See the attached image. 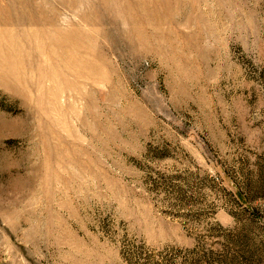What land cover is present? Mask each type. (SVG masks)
I'll return each mask as SVG.
<instances>
[{"label":"rangeland","instance_id":"374dc122","mask_svg":"<svg viewBox=\"0 0 264 264\" xmlns=\"http://www.w3.org/2000/svg\"><path fill=\"white\" fill-rule=\"evenodd\" d=\"M0 264H264V0H0Z\"/></svg>","mask_w":264,"mask_h":264}]
</instances>
